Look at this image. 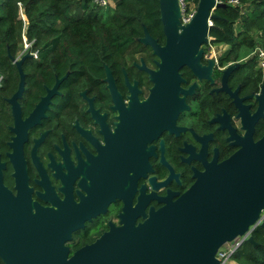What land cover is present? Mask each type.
Listing matches in <instances>:
<instances>
[{
    "label": "flooded vegetation",
    "instance_id": "obj_1",
    "mask_svg": "<svg viewBox=\"0 0 264 264\" xmlns=\"http://www.w3.org/2000/svg\"><path fill=\"white\" fill-rule=\"evenodd\" d=\"M26 24L0 52V264L67 260L136 227L241 151L250 123L252 141L264 134L256 60L207 40L203 70L182 65L171 90L156 85L159 58L142 36L120 51V39L88 38L95 52L61 53L73 39H29Z\"/></svg>",
    "mask_w": 264,
    "mask_h": 264
},
{
    "label": "water",
    "instance_id": "obj_2",
    "mask_svg": "<svg viewBox=\"0 0 264 264\" xmlns=\"http://www.w3.org/2000/svg\"><path fill=\"white\" fill-rule=\"evenodd\" d=\"M157 2L164 43H156L145 28L140 41L159 58L151 72L156 85L164 82L173 90L179 67L186 65L194 74L203 70L199 46L208 40V22L219 3L197 0L192 17L181 25L176 0ZM251 130L250 123L241 151L206 170L138 226L107 234L67 260L58 252L46 264H219L214 254L225 242L243 236L254 244L249 232L264 215V134L252 141Z\"/></svg>",
    "mask_w": 264,
    "mask_h": 264
},
{
    "label": "trees",
    "instance_id": "obj_3",
    "mask_svg": "<svg viewBox=\"0 0 264 264\" xmlns=\"http://www.w3.org/2000/svg\"><path fill=\"white\" fill-rule=\"evenodd\" d=\"M216 1L207 34L210 43L225 45L223 53L232 59L251 52L255 45L264 48V0ZM23 21L29 39H73L59 43L61 53L95 52V42L81 40L88 38L120 39L113 44L120 51L121 41L142 36L143 28L152 37H163L157 0H113L111 7L94 0H0V52L4 39L10 42L20 36ZM247 58L255 62L253 55ZM249 235L254 244L243 240L230 259L237 264H264V215Z\"/></svg>",
    "mask_w": 264,
    "mask_h": 264
},
{
    "label": "built area",
    "instance_id": "obj_4",
    "mask_svg": "<svg viewBox=\"0 0 264 264\" xmlns=\"http://www.w3.org/2000/svg\"><path fill=\"white\" fill-rule=\"evenodd\" d=\"M102 6L107 4L108 0H94ZM179 11V22L180 24L187 23L192 17L197 0H176ZM217 2V1H216ZM228 3L236 4L237 0H228ZM211 23V22H208ZM251 55L254 56L256 63L259 67L264 66V48L259 45H255L251 51ZM245 240V237L239 236L231 241L225 242L222 244L215 252L214 256L218 260L219 264H225L229 259L234 250L238 245Z\"/></svg>",
    "mask_w": 264,
    "mask_h": 264
},
{
    "label": "rangeland",
    "instance_id": "obj_5",
    "mask_svg": "<svg viewBox=\"0 0 264 264\" xmlns=\"http://www.w3.org/2000/svg\"><path fill=\"white\" fill-rule=\"evenodd\" d=\"M106 5L111 7L113 5V0H108ZM211 46H212L213 52L215 54H218V53L222 52L225 48H227L223 44H215V45H211ZM250 55H251V52L243 53L242 55L239 56V58L243 57V59H245L247 57H250ZM225 264H237V263L234 260L229 259Z\"/></svg>",
    "mask_w": 264,
    "mask_h": 264
}]
</instances>
